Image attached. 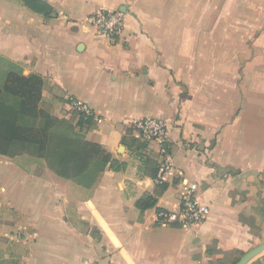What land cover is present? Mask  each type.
<instances>
[{
  "label": "crops",
  "instance_id": "obj_1",
  "mask_svg": "<svg viewBox=\"0 0 264 264\" xmlns=\"http://www.w3.org/2000/svg\"><path fill=\"white\" fill-rule=\"evenodd\" d=\"M43 1L50 15L0 0V56L43 76L39 106L56 88L53 117L87 106L83 138L107 162L70 178L0 154V264H235L264 242V0ZM98 9L123 10L115 40L84 23ZM139 118L168 124L183 173L164 190L159 145L130 127ZM189 183L206 218L160 223ZM146 195L155 206L137 208ZM246 264H264V250Z\"/></svg>",
  "mask_w": 264,
  "mask_h": 264
},
{
  "label": "trees",
  "instance_id": "obj_2",
  "mask_svg": "<svg viewBox=\"0 0 264 264\" xmlns=\"http://www.w3.org/2000/svg\"><path fill=\"white\" fill-rule=\"evenodd\" d=\"M23 2L45 15L53 13V8L46 1ZM0 62L5 63L0 66V154L14 156L26 152L41 157L50 169L70 178L82 175L93 160L99 163L95 171L107 162V155L98 143L85 141L82 134L74 131L76 126L80 130L93 126L92 112L86 115L75 110L71 119L53 117L39 106L43 76L35 73L25 75L17 63L2 56ZM156 174L153 172L152 176L157 181ZM157 183L160 190L166 189V183ZM155 204L153 195L136 201V207L140 209L154 207Z\"/></svg>",
  "mask_w": 264,
  "mask_h": 264
},
{
  "label": "built area",
  "instance_id": "obj_3",
  "mask_svg": "<svg viewBox=\"0 0 264 264\" xmlns=\"http://www.w3.org/2000/svg\"><path fill=\"white\" fill-rule=\"evenodd\" d=\"M83 21L93 29L96 36H104L115 40L121 34L124 13L120 10L98 9L88 15ZM70 106L86 115L92 114L87 106L75 100H70ZM129 124L138 138L144 141H152L159 145L157 182H165L169 178H181L183 172L176 168L171 161V152L167 144L169 138L167 122L156 118H139L130 121ZM196 190V185L193 183L184 186L177 208L159 211L157 213L159 222L180 226H191L203 222L209 212V206L199 201Z\"/></svg>",
  "mask_w": 264,
  "mask_h": 264
},
{
  "label": "rangeland",
  "instance_id": "obj_4",
  "mask_svg": "<svg viewBox=\"0 0 264 264\" xmlns=\"http://www.w3.org/2000/svg\"><path fill=\"white\" fill-rule=\"evenodd\" d=\"M4 64H5L4 62H0V66H4ZM51 89H52L53 94H51L50 97L43 99V101L41 102V107H43L45 111L51 113L54 116V114H55V106L56 105L58 106L59 103L62 104L63 102L58 100L59 97L56 94L57 93L56 88L55 87H50V90H49L50 92H51ZM70 108H71V110H70V114L71 115L70 116L72 118V113L75 111V109L73 107H71V106H70ZM73 116H74V114H73ZM74 119H75V116H74ZM74 119H72V121L75 122ZM85 132H86V130L83 129L81 134H83ZM39 166H40V161L37 160L35 162V165H33V167H32L33 169L32 170H34V171L39 170Z\"/></svg>",
  "mask_w": 264,
  "mask_h": 264
},
{
  "label": "water",
  "instance_id": "obj_5",
  "mask_svg": "<svg viewBox=\"0 0 264 264\" xmlns=\"http://www.w3.org/2000/svg\"><path fill=\"white\" fill-rule=\"evenodd\" d=\"M120 11L123 12V10L121 9ZM264 250V242H262L261 244H259L258 246L250 249L249 251H247L245 254H243L240 259L235 263V264H246L251 258H253L254 256H256L257 254H259L261 251Z\"/></svg>",
  "mask_w": 264,
  "mask_h": 264
}]
</instances>
